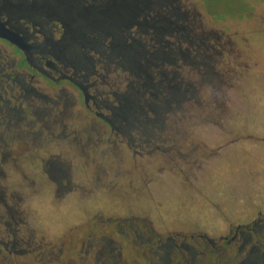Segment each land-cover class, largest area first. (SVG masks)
Returning a JSON list of instances; mask_svg holds the SVG:
<instances>
[{
  "label": "rangeland",
  "instance_id": "rangeland-1",
  "mask_svg": "<svg viewBox=\"0 0 264 264\" xmlns=\"http://www.w3.org/2000/svg\"><path fill=\"white\" fill-rule=\"evenodd\" d=\"M171 6L179 7L193 27L203 69L184 61L160 69L198 87L171 117L169 113L154 119L148 140H141L138 130H122L131 138L114 139L118 132L100 120L111 118L110 111L98 109L102 117H97L66 81L54 84L44 75L29 79V71L13 63L15 57L7 50L10 57L1 59L0 65L12 73L25 71V86L32 91L21 106L24 115L20 121H4L0 112V188L6 200L16 204L19 218V234L11 240L36 238L40 248L37 214L44 230L54 236L69 223L84 219L96 206L107 220L131 218L123 216L128 209L135 216L137 211L149 216L155 232L165 233L167 224L172 232L180 228L178 223L184 230L182 223H186L188 233L201 232L213 241L228 236L237 224L251 225L262 219L264 0H171ZM121 84L120 76L115 75L100 90L112 93ZM17 92L16 88L12 93ZM10 97V108L18 109ZM129 141L131 148L126 146ZM40 157L45 163L59 165L62 184L74 189L68 201L58 204L63 207L53 204L48 190L46 195L35 194L38 184L48 189L55 183L47 165L42 177L37 164ZM117 213L120 215L109 218ZM104 226L115 230L108 222ZM70 229L73 239L47 237L40 252L26 254V259L65 264H168L167 257L159 260L168 244L163 235L122 242L116 232L91 237L86 231L78 232L82 229L76 225ZM252 229L253 239L245 246L261 248L264 234L259 232L264 230V222ZM244 232L249 236L247 229ZM76 233L80 235L76 237ZM208 239H198L199 247L188 239L186 257L191 246L208 252ZM242 241L237 239L234 244L240 246ZM175 254L176 250L172 259Z\"/></svg>",
  "mask_w": 264,
  "mask_h": 264
},
{
  "label": "trees",
  "instance_id": "trees-1",
  "mask_svg": "<svg viewBox=\"0 0 264 264\" xmlns=\"http://www.w3.org/2000/svg\"><path fill=\"white\" fill-rule=\"evenodd\" d=\"M62 2L59 41L42 53L51 82L90 91L98 97L94 107L115 113L142 137H150L154 119L190 101L197 85L160 72L181 61L203 69L196 33L171 0H139L138 11L134 0ZM115 75L122 86L101 92Z\"/></svg>",
  "mask_w": 264,
  "mask_h": 264
},
{
  "label": "flooded vegetation",
  "instance_id": "flooded-vegetation-1",
  "mask_svg": "<svg viewBox=\"0 0 264 264\" xmlns=\"http://www.w3.org/2000/svg\"><path fill=\"white\" fill-rule=\"evenodd\" d=\"M70 1L73 2V0ZM77 1L80 3L84 0ZM133 4L135 9L134 11H138L139 0H134ZM64 12V2H62V0H0V23L22 37L25 43L30 46L27 51H23L10 44L8 41L0 38V44L4 47L3 50L0 49V62L1 59L5 60L8 56L10 57V55L5 54L8 52L7 50H10L11 54L15 57L13 63L20 68H26L29 71V79H32L35 75H44V78L48 79L50 72L47 69L43 70L42 68L44 62L42 53L44 47H54L57 45L60 31L58 18L63 15ZM47 66H49V64ZM26 79L27 74H25V71L12 73L10 71H6L5 67L0 65V112L3 114L4 121L15 123L20 121L23 117L24 113L21 110V106L24 102H26L27 97L32 94V91L28 90L25 86ZM16 88L19 92H17V94L12 93ZM74 88L78 90L79 94L83 97V105L85 108L94 112L97 117L101 118L102 114L97 111L98 109L96 107H94V99H92V96L95 95L91 94L90 91H84L82 89L79 90L76 87ZM2 90L4 91L3 93L1 92ZM10 95L13 97V101L17 102L19 106L18 109L14 108L13 110V108H10V102L12 100ZM94 98L98 100L97 96ZM110 115L111 118H101L100 120L106 123V125H108L112 130H116L118 132L112 137L114 139L120 138L119 142H122L121 138L130 137V135H124L121 133L122 130H127V121H122L115 113H110ZM140 139L148 140L149 137H140ZM131 143L132 141H129V144L126 146L131 148ZM155 148L159 149V146L156 145ZM49 152H52V150L50 149ZM137 153V150H133V155H137ZM41 157L37 160V164L40 163L41 165V175L43 174L42 170L44 166L47 165V172L55 176V183H50L48 189H46L43 184H38L35 194L38 197L40 194L46 195L48 192L51 193L53 204L58 206L59 203L68 201L67 198L70 195H73L71 192H73L74 189L70 184H62L63 182L61 179L63 176V170L59 165L50 161L45 163ZM40 185L44 188L39 187ZM46 190H48V192ZM98 190L102 191L103 188ZM15 205L16 204L12 203L10 199L9 201L6 200L3 190L0 188V256L2 257L0 264H65V262L58 261L43 263L36 261L34 258L33 261L30 262L25 256L26 254H34L38 253V251L40 252V249L43 248L42 240H45L47 237L50 240L54 237H69L73 239L75 236L71 235L70 229L73 225H76L78 230L82 229L78 232L84 233V231H86L85 233L92 235L91 237H94L95 235L105 236L108 232H116V234L120 236L122 242H129V240L133 239L143 240L148 239V237L158 238L160 237L159 235H163L161 237L166 238L168 244L165 248L159 246L162 250H166L164 251V255L161 257L159 256V260L164 261L167 257L168 264H264V245L261 248H257L256 246L247 248L245 246L251 239H253V235L255 234V231H252V228L262 221L264 222V214L262 215V219L253 221L251 225L237 224L235 230H229L230 236H220L217 241L209 240L208 237L201 232L193 231L188 233V231H186L187 228L185 227L186 223H182L185 228L183 230L181 228V223L176 221L175 222L178 223V226L180 227L177 230L171 232L170 227L167 224V230L165 233L155 232L151 220L148 219L149 216L144 214V216H140V213L137 210L138 214L135 216L132 210L126 209V213L123 216L131 218H113L107 220L102 218V212L98 206L94 207L95 209L92 210V212H86L87 216L84 219L76 221L77 223L75 224H72V222L69 223V227L66 225L64 230L61 229L56 233V235L51 236L44 230V227L40 222V216L37 214L36 216L38 217L40 229L39 235L41 237L39 240L41 243L39 246L40 248H38L35 241L36 236H34L35 239H31L28 242H25L20 238H14L11 240L12 235L14 237L16 235L15 233L19 234V231L16 230L19 218L17 217ZM58 207L60 208L63 206L59 205ZM141 213H143V211H141ZM104 215L106 216L108 214ZM109 215V218H111L114 215H120V213ZM140 217H144L145 219H141ZM105 222H108L110 229L114 226L115 230H107L106 226H104ZM12 224L14 226L13 229L10 227ZM101 224H103V226H101ZM125 226L127 229L124 231L123 229ZM245 229L248 230L247 233H249V236H244L246 233L244 232ZM259 233L264 234V230ZM79 235L80 234L76 233V237ZM188 239L193 240L192 242L198 247L202 244L201 241H197L198 239H208V242L211 244V249L209 248L208 252L203 251V249L202 251H199L197 248L191 246L189 248V257H186V252L184 251L188 250ZM237 239L243 240L240 246H236L234 244V241ZM142 240L139 242L141 245L145 246L146 244L143 243ZM217 242H220L221 245L216 246ZM147 243L149 244V241H147ZM177 243H179V245H176ZM225 244L227 246H225ZM48 246L50 245H46V247ZM175 250L177 251V254H175L174 259H172L170 255L173 254V251L175 252ZM138 253H141L140 250ZM143 253L144 252H142L141 255H143ZM232 255L236 257L233 259ZM168 256H170L171 259H168ZM23 257L24 260L22 261ZM155 257L156 256H154V258ZM199 257L200 259H198ZM258 261H261V263H258Z\"/></svg>",
  "mask_w": 264,
  "mask_h": 264
},
{
  "label": "water",
  "instance_id": "water-1",
  "mask_svg": "<svg viewBox=\"0 0 264 264\" xmlns=\"http://www.w3.org/2000/svg\"><path fill=\"white\" fill-rule=\"evenodd\" d=\"M0 38L8 41L10 44L16 46L17 48L27 51L30 46H28L24 39L20 37L15 32L6 28L2 23H0Z\"/></svg>",
  "mask_w": 264,
  "mask_h": 264
}]
</instances>
